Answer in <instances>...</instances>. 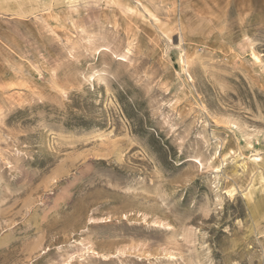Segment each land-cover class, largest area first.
Masks as SVG:
<instances>
[{
    "label": "rangeland",
    "instance_id": "374dc122",
    "mask_svg": "<svg viewBox=\"0 0 264 264\" xmlns=\"http://www.w3.org/2000/svg\"><path fill=\"white\" fill-rule=\"evenodd\" d=\"M0 264H264V0H0Z\"/></svg>",
    "mask_w": 264,
    "mask_h": 264
}]
</instances>
